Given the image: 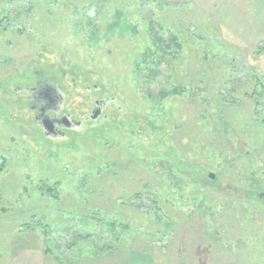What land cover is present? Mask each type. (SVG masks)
I'll return each mask as SVG.
<instances>
[{
    "label": "rangeland",
    "instance_id": "374dc122",
    "mask_svg": "<svg viewBox=\"0 0 264 264\" xmlns=\"http://www.w3.org/2000/svg\"><path fill=\"white\" fill-rule=\"evenodd\" d=\"M40 74L116 104L46 137ZM262 195L264 0H0V264H264Z\"/></svg>",
    "mask_w": 264,
    "mask_h": 264
},
{
    "label": "flooded vegetation",
    "instance_id": "af4514ba",
    "mask_svg": "<svg viewBox=\"0 0 264 264\" xmlns=\"http://www.w3.org/2000/svg\"><path fill=\"white\" fill-rule=\"evenodd\" d=\"M50 84L57 91H55ZM15 90L18 91V93H25L23 96L24 102L28 108L34 112L33 121L38 127L40 125L39 122L36 121L37 118L41 120L42 118L47 117L53 121V128L54 132H56L57 138L61 135L64 137L67 131L81 130L85 127L84 122L89 121L94 125L102 117L107 118V108L113 104H116L115 97L111 96L101 83L97 82L91 86L85 85V92L91 95V102L88 106L89 116L83 119H76L73 117L72 113L64 109L63 103L65 102V96L63 93L58 89L56 84H54L43 74H40L39 78L35 80L32 85L23 88L17 86ZM98 107L103 108L98 116L93 119L92 114L98 109ZM64 116L68 117L70 120L69 126L65 125L64 122L68 123V120H63Z\"/></svg>",
    "mask_w": 264,
    "mask_h": 264
},
{
    "label": "water",
    "instance_id": "95a60500",
    "mask_svg": "<svg viewBox=\"0 0 264 264\" xmlns=\"http://www.w3.org/2000/svg\"><path fill=\"white\" fill-rule=\"evenodd\" d=\"M51 85V84H50ZM52 86V85H51ZM52 88H54L52 86ZM55 91H57L55 88H54ZM61 101V100H60ZM103 107H98V109L96 111H94V113L92 114V118L95 119L98 114L101 112ZM41 118V117H40ZM63 120H68V123L64 122L66 126H69L70 125V120L68 119V117H63ZM39 122V125L41 126L43 132H44V135L46 137H50V138H57L56 136V132H54V125H53V121L47 117H44L42 118L41 120H39V118H37V120ZM60 138L63 137V135L59 136ZM209 177L210 178H214V174L213 173H209Z\"/></svg>",
    "mask_w": 264,
    "mask_h": 264
},
{
    "label": "crops",
    "instance_id": "0c3cea01",
    "mask_svg": "<svg viewBox=\"0 0 264 264\" xmlns=\"http://www.w3.org/2000/svg\"><path fill=\"white\" fill-rule=\"evenodd\" d=\"M43 253V254H42ZM37 255V254H36ZM37 258L41 261V262H44V263H46V264H55V262L57 261V263H58V260H57V257H55V256H49L48 254H46L45 253V251L44 252H40V253H38V255H37ZM41 258V259H40ZM22 259H24V258H22ZM27 259V261L28 260H30L31 262H32V259H30V257L29 258H26ZM72 259H70L69 261H71ZM17 264H26L25 262H18ZM59 264V263H58ZM69 264H86L85 262H80V263H75V262H73V263H69ZM88 264V263H87Z\"/></svg>",
    "mask_w": 264,
    "mask_h": 264
},
{
    "label": "trees",
    "instance_id": "16d2710c",
    "mask_svg": "<svg viewBox=\"0 0 264 264\" xmlns=\"http://www.w3.org/2000/svg\"><path fill=\"white\" fill-rule=\"evenodd\" d=\"M240 151H243V149L241 148ZM249 195H250V197H253V198H258V197H259V196L256 195L255 193H253V194L250 193ZM46 252H47V251H45V253H46Z\"/></svg>",
    "mask_w": 264,
    "mask_h": 264
}]
</instances>
